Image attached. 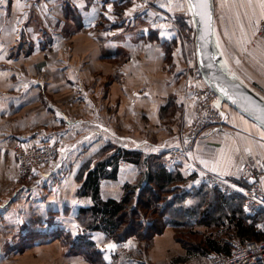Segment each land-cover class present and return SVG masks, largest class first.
<instances>
[{
    "label": "crops",
    "instance_id": "1",
    "mask_svg": "<svg viewBox=\"0 0 264 264\" xmlns=\"http://www.w3.org/2000/svg\"><path fill=\"white\" fill-rule=\"evenodd\" d=\"M65 1L74 8V15H66ZM112 7V0H0V176L7 164L9 176L16 177V142L60 143L56 158L38 173L41 181L54 184L44 201L32 203L40 218H21L22 225L25 220L29 226L48 227V231L40 241H26L27 234H16L28 251L40 249L38 257L48 264H92L75 249L79 237L95 242L110 262L115 253L138 244L135 237L114 242L104 231L80 222V209L90 206L92 199L77 195L82 183L77 175L85 166V177L98 161L106 159L100 153L106 145L158 156L155 161L184 177L177 185L191 191L204 185L202 176L208 171L243 182L245 159L249 155L264 159V128L228 104L223 106L224 127H208L197 139L193 156L169 158L164 149L181 140L175 139L176 133L192 119V98L188 94L185 99L184 88L177 87L175 75L164 67L161 44L146 41L145 27L139 34L137 29L130 35L122 33L128 25L115 18ZM146 9L132 8L137 19L132 22L138 23ZM157 22L156 28H161ZM130 42L135 47L134 64L129 59L122 64L126 66L122 74L128 76L123 82L124 76L117 78L112 68L125 63ZM174 60L177 64L184 61L177 51ZM110 75L115 78L107 79ZM171 118H177L178 124L167 126L164 121ZM139 176V166L127 160L116 178L101 180L102 198L121 199L124 183ZM13 185L15 191L9 197L0 196L5 208L20 206L15 200L17 190H29L20 183ZM6 222L3 216L0 223ZM9 222L20 224L19 220ZM169 227L155 236L148 251L152 264H170L177 254H186L184 250L177 253L176 244L168 247Z\"/></svg>",
    "mask_w": 264,
    "mask_h": 264
},
{
    "label": "trees",
    "instance_id": "2",
    "mask_svg": "<svg viewBox=\"0 0 264 264\" xmlns=\"http://www.w3.org/2000/svg\"><path fill=\"white\" fill-rule=\"evenodd\" d=\"M132 1L112 0L119 21L126 22L122 13ZM64 6L66 15H74V8L68 2L65 1ZM117 24L111 23L112 26ZM174 41L164 43L169 53L173 52V45L176 43ZM119 151L120 148L106 145L100 152L106 154V159L98 161L87 171L85 177L82 176L85 166L79 172L77 177L83 181L77 194L88 195L92 199L90 206L80 209L79 218L83 225L92 230L104 231L108 239L114 242L135 237L138 244L134 248L115 253L113 261L110 262L105 259L95 242L79 237L75 240V249L92 264H152L147 255L155 236L163 233L167 226L177 229L181 225H187L190 223L188 217L191 216L197 217V223L210 230L202 234L193 245L186 247L187 256H176L170 264L188 260L195 252L208 254L217 251L230 254L236 238L243 241L264 239V230L259 227V222L264 219V210L254 215L248 214L243 194H228L206 183L198 187L195 194L187 187L177 185L184 177L169 172L161 161H155L158 156L146 155L140 151H124L126 159L139 166L140 176L134 182L124 183L121 199L104 200L101 196V180L117 177L119 166L111 163L110 156L116 157ZM188 197H197L199 201L183 209L180 205ZM174 212L176 216L172 215Z\"/></svg>",
    "mask_w": 264,
    "mask_h": 264
},
{
    "label": "rangeland",
    "instance_id": "3",
    "mask_svg": "<svg viewBox=\"0 0 264 264\" xmlns=\"http://www.w3.org/2000/svg\"><path fill=\"white\" fill-rule=\"evenodd\" d=\"M134 2L132 1V4L127 6L122 13L123 17L126 18L125 24L128 25H125L126 29L122 33L128 32V35H130V33L133 34L137 29L138 31L136 33L139 34L141 31V27H145L144 31H147L144 35L146 41H153V43L155 44H161L165 61L163 65L166 70L172 71L171 73L175 75L177 87L184 88L186 93L185 99H188L189 93L187 91V87L191 83V73L193 71V68L197 64L194 45V28L187 1L134 0ZM136 6L138 8L145 7L147 9L144 10L145 14H143V17H140L138 23H133L132 21L137 19L134 17V14L131 12V9H136ZM215 14L216 29L219 42H221L222 48L224 50V53L228 57V60L234 65L238 73L240 72L244 75V77L250 84H252L258 90L264 92V42L257 35L258 25L262 15L264 14V0H215ZM115 15V18L118 19L116 13ZM157 21L161 23V28H156V24L158 25ZM171 27L173 28L174 34L172 32ZM149 29L151 30L148 31ZM166 35L168 37H166ZM128 39L129 41H131L129 36ZM172 40H175L174 42L176 43H174L173 45V52L171 51L169 53L166 48V44L164 43ZM131 43L132 42H130V50L125 55L127 56V58L126 60H123L125 61V63L120 62L121 65L119 64L117 66H115L114 64L112 68V71L116 73L117 78L119 76L120 79L121 75L124 76L123 82H125V79L128 78V76L122 74V71L124 72V67L126 68V66H122V64H126V62H128V59L129 62L134 64V62H132V59L134 57L132 56L135 55V47L132 46ZM175 51L178 52L179 56L181 55V58L184 60L183 63L177 64L175 62ZM176 65L178 66V68H176ZM97 72L101 73L102 71L98 70ZM110 78L113 79L115 77L113 75H110V77H108L107 79ZM103 84L104 81L102 84H100V87L103 86ZM107 85L108 84L104 85V87L106 88ZM190 100L191 106L193 108L192 119L187 125L179 129V132L176 133L177 136L175 139H182L184 133L191 129L193 126L195 115L194 100ZM173 122L178 124V119L171 118L166 119L164 121L167 126H169ZM172 129L173 128H171L170 130ZM197 139L198 137L194 141V153L196 151ZM47 144L54 145L55 143L50 141ZM125 150L128 149L124 148V151ZM114 157L115 155L113 157L110 156V161ZM15 158L17 162L16 177L9 176L10 174L8 173V171L9 169L11 170V167L6 164V171L3 173V175L0 176V196L3 198L9 197V195H11V191L14 190L16 187L15 185H13L15 183H17V185L18 183H20L25 185V187H29L30 191L26 190L25 188L22 190H17L15 194V200L22 203L20 204V206H18V204H14L11 208H5L3 206V200L0 204V207H3L0 212V219H2L4 216V218L6 217L8 221L6 222V224L0 223V264H48L45 258L41 259L38 257L39 254L42 255V252H39L40 249H33L28 251L27 247L25 248V246L22 245L23 240L16 239V234H27L26 236L28 239L26 241H40L37 239L39 237H43L46 234V231H48V227L44 229L41 228V226H38L37 229L34 226H29L25 222V220L23 221L24 224L22 225L21 218H40L38 210L36 211L35 209L36 205L32 203L36 200H39V202L44 201L43 199L45 198L46 193L50 192L54 184H50L46 180L41 181V179H39L38 173L43 167L35 171V176L33 178H25L20 172V165L18 163L16 155ZM52 160L50 162H52ZM112 162L116 163V161H111V163ZM47 164L48 163H46L45 166H47ZM120 166L122 165H119V167ZM2 169H4L3 164L1 170ZM82 176H84V173ZM185 186H187V184ZM200 186L201 185L199 184L197 185V187L199 188ZM206 186V188H208V185ZM199 188L193 190L195 194H197L196 190ZM170 196L173 195L171 194ZM197 201H199V198L197 197H188L185 200L184 204L180 206H183V209H187L190 207L189 205H193L194 203H197ZM8 212L10 214L9 217H7ZM15 215L17 217H14ZM18 215L20 217H18ZM172 215L176 216V213L174 212L172 213ZM188 219L190 223H188L187 225H181L177 229L175 227L170 226L167 230V234L169 231L168 237L170 236V242H168V247H173L176 244V249H178L177 253L184 250L186 251L185 256H187L188 254L186 247H189V245H193L195 241H198L197 239H200L202 237V234L207 233L210 230L208 229V227L197 223V217L194 218V216H191L188 217ZM12 220H19L20 224L14 225L10 223L9 221ZM154 243L155 239L152 246L149 248V251L154 246ZM29 248L37 247L35 246ZM209 254L210 253L199 254L195 252L188 260H184L179 264H207ZM64 255L67 256L68 254ZM178 256L181 255L177 254V257ZM61 257L63 258V256ZM68 261L69 259L66 260V263Z\"/></svg>",
    "mask_w": 264,
    "mask_h": 264
},
{
    "label": "built area",
    "instance_id": "4",
    "mask_svg": "<svg viewBox=\"0 0 264 264\" xmlns=\"http://www.w3.org/2000/svg\"><path fill=\"white\" fill-rule=\"evenodd\" d=\"M257 35L264 42V14L259 22ZM187 91L194 100L193 126L184 133L181 140L165 147L164 152L171 159L192 156L195 139L199 138L208 127L223 128L227 118L226 111L221 112L215 106L217 94L206 83L197 65L191 73V83ZM52 142L55 144L16 142L14 152L20 165V172L25 178H33L37 169L55 159L60 143ZM111 161H116L118 165H125L124 148H121ZM243 179V182H238L210 171L202 176V182L214 189L228 194L235 192L243 194L246 198V212L250 215L257 214L264 210V159L249 155L244 162ZM259 227L264 230V219L259 222ZM207 264H264V239L243 241L241 238H236L230 254L213 251L209 254Z\"/></svg>",
    "mask_w": 264,
    "mask_h": 264
},
{
    "label": "water",
    "instance_id": "5",
    "mask_svg": "<svg viewBox=\"0 0 264 264\" xmlns=\"http://www.w3.org/2000/svg\"><path fill=\"white\" fill-rule=\"evenodd\" d=\"M186 1L194 28L196 64L217 94L215 106L223 112L228 104L264 128V94L240 76L224 53L216 29L215 0Z\"/></svg>",
    "mask_w": 264,
    "mask_h": 264
},
{
    "label": "snow or ice",
    "instance_id": "6",
    "mask_svg": "<svg viewBox=\"0 0 264 264\" xmlns=\"http://www.w3.org/2000/svg\"><path fill=\"white\" fill-rule=\"evenodd\" d=\"M203 6V5H202ZM109 247H114V245H109Z\"/></svg>",
    "mask_w": 264,
    "mask_h": 264
}]
</instances>
